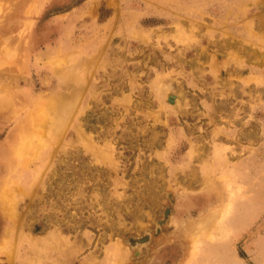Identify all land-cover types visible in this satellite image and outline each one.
<instances>
[{"label":"rangeland","instance_id":"rangeland-1","mask_svg":"<svg viewBox=\"0 0 264 264\" xmlns=\"http://www.w3.org/2000/svg\"><path fill=\"white\" fill-rule=\"evenodd\" d=\"M0 264H264V0H0Z\"/></svg>","mask_w":264,"mask_h":264},{"label":"bare ground","instance_id":"bare-ground-1","mask_svg":"<svg viewBox=\"0 0 264 264\" xmlns=\"http://www.w3.org/2000/svg\"><path fill=\"white\" fill-rule=\"evenodd\" d=\"M74 94H75V93H74ZM174 97H175V96H174ZM56 99H58V98H56ZM45 100H46V99H45ZM43 101H44V99H43ZM46 101H47V100H46ZM46 101H45V102H46ZM55 104H56V103H54V105H55ZM60 107H61V106H60ZM47 111H48V110H47ZM44 112H46V111L44 110ZM42 113H43V112H42ZM42 113H41L40 115H38V117H41V116H42V117H41V118H42V119H41V122H42L41 125L44 124L43 122H45V124H47V126H48V120H49V119H45V118H47V117H45V114H42ZM47 113H49V111H48ZM48 116H49V115H48ZM38 117H37V118H38ZM43 117H45V118H43ZM39 119H40V118H38V120H39ZM43 119L46 120V121H44ZM38 120L36 119L35 121L40 122V120H39V121H38ZM42 120H43V121H42ZM37 122H36V124H37ZM49 122H50V120H49ZM38 124H39V123H38ZM45 124H44V125H45ZM39 125H40V124H39ZM49 125H50V124H49ZM36 126H38V125H36ZM92 134H93V133H92ZM86 136H87V135H86ZM41 139H42V138H41ZM45 139H46V138H45ZM35 143H37V140H36ZM38 143H40L39 146H41L42 143H44V142H38ZM47 144H48V143H47ZM49 145H51V144H49ZM42 146H43V145H42ZM35 147H36V146H35ZM35 147H32L30 150L32 151V149L35 148ZM37 147H38V146H37ZM35 149H36V148H35ZM52 150H53V149H52ZM36 151H37V150H36ZM38 151L40 152V148H39ZM38 151H37V152H38ZM35 153H36V152H35ZM73 155H74V154H73ZM198 158H200V157H198ZM191 175L195 176V174H191ZM116 176H117V175H116ZM190 178H191V179H192V178L194 179V178H196V177H190ZM250 178H251V177H250ZM250 178H249V179H250ZM110 179H111V178H110ZM114 179H115V178H114ZM232 180H233V179H232ZM189 181H190V180H189ZM229 181H230V179H229L228 181H225V182L228 183ZM190 183H192V181H191ZM198 183H199V182H198ZM196 185H197V184H196ZM225 185H226V184H225ZM193 187H194V186H193ZM158 190H159V189H158ZM261 190H262V189H261ZM220 197H221V193H217L216 196H215L214 198L217 199V201H218V199H219ZM211 200H212V197L210 196L209 201H211ZM217 201H216V202H217ZM206 202H208V201H206ZM254 202H255V201H254ZM259 202H260V201H259ZM201 203H202V202H201ZM208 203H210V202H208ZM18 213H19V212H18ZM19 214H20V213H19ZM201 217H202V216H201ZM256 217H257V216H256ZM162 226H163V225H162L159 221H156V231H157L158 234H159V232L161 231L160 229L163 228ZM158 234H157V235H158ZM155 235H156V234H155ZM157 238H159V236H158ZM35 241H36V240H35ZM119 242H121V241H119ZM62 244H63V243H62ZM75 244H76V243H75ZM63 245H64V244H63ZM209 253H210V252H209ZM59 255H60V254H59Z\"/></svg>","mask_w":264,"mask_h":264}]
</instances>
